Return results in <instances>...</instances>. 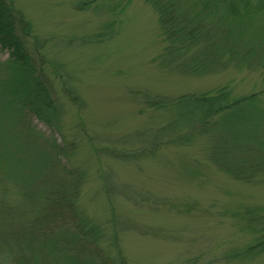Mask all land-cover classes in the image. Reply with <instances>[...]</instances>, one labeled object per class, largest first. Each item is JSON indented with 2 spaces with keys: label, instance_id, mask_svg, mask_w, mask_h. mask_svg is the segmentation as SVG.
<instances>
[{
  "label": "rangeland",
  "instance_id": "rangeland-1",
  "mask_svg": "<svg viewBox=\"0 0 264 264\" xmlns=\"http://www.w3.org/2000/svg\"><path fill=\"white\" fill-rule=\"evenodd\" d=\"M3 1L25 53L18 63L34 70L27 77L38 81L48 101L42 97L37 104L43 101L51 110L43 117L23 114L26 142L34 153L42 149L33 128L66 147L67 156L55 166L62 173L65 166L75 177L58 191L69 192L74 201L67 229L47 236L58 245L77 237L76 247L92 249L80 255L47 250L46 264H72L73 259L77 264H264V252L242 261L224 259L227 251L264 235L262 173L250 180L233 178L224 162L238 171L242 162L237 166L236 156L215 153L216 127L203 132L181 123L175 106L182 97L221 90L230 98L261 93L264 107V68L255 61L209 66L205 56L196 58L201 67L194 63L195 68L185 50H166L149 0ZM253 27L264 30V7ZM12 51L0 46L1 65ZM2 118L1 146L18 117ZM28 162L21 165L23 172L38 170V164L44 170L34 156ZM18 181L0 172V198L27 209L25 215L5 217L3 236L24 228L35 213L46 210L51 216L58 210L52 202L44 209L36 199L25 200ZM0 253V264H14L16 256Z\"/></svg>",
  "mask_w": 264,
  "mask_h": 264
},
{
  "label": "trees",
  "instance_id": "trees-1",
  "mask_svg": "<svg viewBox=\"0 0 264 264\" xmlns=\"http://www.w3.org/2000/svg\"><path fill=\"white\" fill-rule=\"evenodd\" d=\"M149 1L158 12L157 23L166 42V50L174 53L185 50L186 54L192 56L190 58L188 56L187 61L192 62L195 68L201 67V60L195 61L201 56H205L203 59L210 61L209 66L226 67L233 64L239 66L242 63L248 64L255 61L256 65L264 68V30L253 27L257 13L263 11L262 0H256V2L253 0ZM12 20L8 4L0 0V46L13 49L9 59L0 64L5 75V78H0V126L5 121L2 118L3 115L18 117L17 127H12L15 130L18 128L17 131L14 130L13 134L8 136L9 131L1 139L0 172L3 176L19 180L17 187L20 186L22 189L21 194L25 200L36 199L42 202L44 209L47 203L52 202L53 208L56 206L58 210L51 216L46 214V210L43 214L35 213L23 223L24 228L6 232L4 236L0 230V250L3 254H9V259L16 256L14 264H46L47 250L76 251L75 253L80 255L92 249L84 244L76 247L75 245L80 242L77 237L72 236L69 241L60 242L58 245L53 236H47L53 232L59 234L60 229H67L65 222L68 220L67 216L73 214L74 201L69 192L67 195L64 193L60 195L58 191L66 189L68 183L73 182L75 177L72 171H66L65 166L62 167L65 173L58 171L55 166L56 162L60 165L61 156H67L66 147L58 144L54 139L44 138L33 128L30 132L34 135V141L40 138L43 140V144L41 143L43 147L38 150L39 152L34 153L26 142L28 134L24 133L21 125L26 124L27 117L23 114L26 112L29 115L32 111L33 114L43 117L44 113L51 114V110L43 101L42 104H37L42 97V100L48 101L44 96V88L38 81L34 83L32 80L31 83L27 77L34 70L28 64L18 63L19 60H25V53L22 41L14 35ZM191 50L202 55L196 56L193 52L190 53ZM22 67L28 72L24 73ZM260 94L230 98L227 91L219 90L216 94L209 96L182 97L175 104L179 111L177 117L181 123L185 120L189 122V127L196 126L203 132L216 127L215 130L220 134L219 136L214 134L215 153L219 156L227 155L229 159L236 156L233 163L237 166L242 162L239 171L229 161L224 162L226 172L228 171L236 179L250 180L258 172L264 177V107L261 105ZM2 128L6 127L2 126ZM34 145L37 148L38 145ZM230 148H234V151H229ZM227 150L231 152L230 155ZM33 156L43 164L44 170L41 171L43 167L38 164V170L36 168L30 172L28 167L23 172L21 165H26ZM221 159L223 160L219 158ZM48 169L52 171L49 173ZM21 207L23 209L20 210V206L10 205L0 198V223L5 220V217H11L12 212L16 215L19 212L25 215L27 209L23 205ZM254 220L250 219L251 222ZM262 252H264V235L260 238L255 237L253 241L241 248L227 251L224 259L228 262L242 261ZM1 254L0 262H3L4 257ZM87 262L89 263V260ZM72 264H77L76 259H73Z\"/></svg>",
  "mask_w": 264,
  "mask_h": 264
}]
</instances>
